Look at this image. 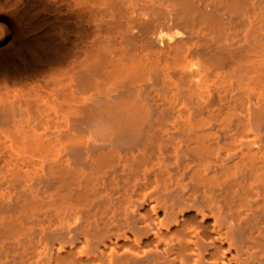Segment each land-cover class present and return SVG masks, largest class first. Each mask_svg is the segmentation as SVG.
<instances>
[{
    "label": "bare ground",
    "instance_id": "6f19581e",
    "mask_svg": "<svg viewBox=\"0 0 264 264\" xmlns=\"http://www.w3.org/2000/svg\"><path fill=\"white\" fill-rule=\"evenodd\" d=\"M0 264H264V0H0Z\"/></svg>",
    "mask_w": 264,
    "mask_h": 264
}]
</instances>
